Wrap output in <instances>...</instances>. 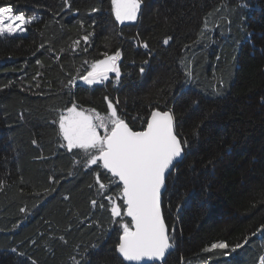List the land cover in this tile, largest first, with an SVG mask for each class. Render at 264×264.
<instances>
[{"label":"trees","instance_id":"trees-1","mask_svg":"<svg viewBox=\"0 0 264 264\" xmlns=\"http://www.w3.org/2000/svg\"><path fill=\"white\" fill-rule=\"evenodd\" d=\"M69 3L0 0L37 17L26 34L0 37V264H75L73 257L81 264H117L110 250L119 227L110 212L91 205L92 199L108 205L97 195L93 170L105 184L112 178L95 165L85 168L80 150L59 147L52 123L73 101L106 114L105 96L119 100L118 114L133 130L144 127L152 110L172 109L176 130L189 143L162 199L175 238L166 264H261L264 0H143L137 21L122 26L111 0ZM92 7L100 11L89 14ZM89 32V43L81 41L73 52V41ZM166 36L173 37L168 45ZM117 50L118 84L115 74L93 86L78 80L70 94L68 81L78 70L83 74L103 53ZM118 189L112 183L105 195L117 196ZM117 203L123 211V201ZM245 238L248 243L231 252ZM218 241L230 245L227 256L203 251Z\"/></svg>","mask_w":264,"mask_h":264},{"label":"snow or ice","instance_id":"snow-or-ice-1","mask_svg":"<svg viewBox=\"0 0 264 264\" xmlns=\"http://www.w3.org/2000/svg\"><path fill=\"white\" fill-rule=\"evenodd\" d=\"M63 3L70 7L69 0H63ZM142 4L143 0H111V11L119 24L126 21L135 22ZM98 11V7H92L89 14ZM36 20L35 15L27 16L24 12H16L11 5L0 6V37L23 34L27 31V26ZM80 26L84 27L83 21H80ZM92 35L93 33L89 32L74 40L72 51H76L81 41L87 45ZM172 39V36H166L163 44L168 45ZM141 46L149 48L147 42ZM40 48H44V45L41 44ZM87 50V47L83 49L85 52ZM102 55L103 59L93 61L83 74L78 70L76 76L68 81L70 94L71 88L78 80L88 86L104 84L109 80V74L114 73V81L119 83L121 51L117 50L113 54L105 52ZM147 62L144 61L145 64ZM36 63L39 64L40 61L37 60ZM84 63L89 62L85 60ZM181 66L185 67V76L192 79L191 69L185 66L184 60H181ZM140 72L143 74V67ZM218 85L214 90L220 95V89L224 85L223 79L218 81ZM104 100L107 103L106 114H101L94 108L84 109L75 101L71 102V107H67L66 111L53 109L58 111L57 118L52 120V123L58 126V136L62 141L59 147L66 148L68 152L80 150L83 153L85 168L95 165L112 178L109 184H105L101 172L93 170L95 185L98 186L97 195L107 200L108 205L106 207L97 199H92L91 205L93 209L99 207L101 211L110 212L111 223L119 227L118 240L110 250V254L117 256V264H166V254L175 247V238L170 235L169 226L165 222L162 196L171 172L183 159L189 143L178 134L172 109L152 110L148 119L143 121L144 127L141 130H133L118 114L116 105L119 100L114 103L108 96H105ZM32 143L35 145L37 142L33 140ZM76 163L79 164L80 161L77 160ZM112 183L119 185L117 196L105 195ZM2 188L3 183L0 182V189ZM64 199L67 200L68 197L65 196ZM117 199L123 201V211ZM124 217H129L130 221H125ZM97 227L101 226L97 224ZM257 231L264 235V225ZM251 235L256 236L257 232ZM60 239L63 240L64 237L61 236ZM247 243L248 239L245 238L242 243L231 246V252ZM91 247L96 249L98 245L93 244ZM229 248L230 245L226 241H218L206 246L203 251L211 253L219 250V255L227 256L229 253L224 250ZM12 252H17V249L13 248ZM73 259L75 264H81L80 260H75V257ZM32 264L36 262L32 261ZM101 264L108 262L105 260ZM201 264H209V261L203 260ZM261 264H264V257H261Z\"/></svg>","mask_w":264,"mask_h":264},{"label":"water","instance_id":"water-1","mask_svg":"<svg viewBox=\"0 0 264 264\" xmlns=\"http://www.w3.org/2000/svg\"><path fill=\"white\" fill-rule=\"evenodd\" d=\"M121 26L123 25V24H120ZM112 75H114V73H110L109 74V76H112ZM82 82V81H81ZM155 110V109H154ZM182 161V160H181ZM180 161V162H181ZM166 191V190H165ZM165 191L163 192V195H164V193H165ZM162 199H163V196H162ZM129 220H130V218L129 217H127ZM171 251H172V249L170 250V252L168 253V254H166V259H167V257H168V255L171 253ZM127 263V262H126ZM157 263H161V262H157ZM149 264H150V262H149Z\"/></svg>","mask_w":264,"mask_h":264},{"label":"bare ground","instance_id":"bare-ground-1","mask_svg":"<svg viewBox=\"0 0 264 264\" xmlns=\"http://www.w3.org/2000/svg\"><path fill=\"white\" fill-rule=\"evenodd\" d=\"M184 156H185V154H184ZM183 158H184V157H183ZM182 160H183V159H182ZM181 162H182V161H181ZM181 162H179V163L177 164V166H178ZM176 169H177V167H176ZM176 169H175L174 171H172L171 174H173V173L176 171ZM162 210H163V208H162ZM172 251H173V249H172ZM172 251H171V252H172ZM125 263H126V262H125ZM126 264H127V263H126ZM157 264H161V263H157Z\"/></svg>","mask_w":264,"mask_h":264},{"label":"rangeland","instance_id":"rangeland-1","mask_svg":"<svg viewBox=\"0 0 264 264\" xmlns=\"http://www.w3.org/2000/svg\"><path fill=\"white\" fill-rule=\"evenodd\" d=\"M24 34H26V32H25V33H23V34H17V35H24Z\"/></svg>","mask_w":264,"mask_h":264}]
</instances>
